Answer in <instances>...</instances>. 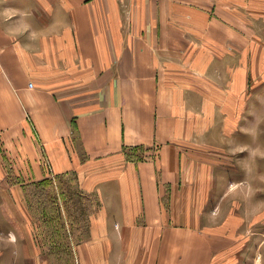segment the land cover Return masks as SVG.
I'll list each match as a JSON object with an SVG mask.
<instances>
[{"label": "crops", "instance_id": "0c3cea01", "mask_svg": "<svg viewBox=\"0 0 264 264\" xmlns=\"http://www.w3.org/2000/svg\"><path fill=\"white\" fill-rule=\"evenodd\" d=\"M37 136L94 203L79 264H232L197 211L264 146V0H0V264H51Z\"/></svg>", "mask_w": 264, "mask_h": 264}, {"label": "rangeland", "instance_id": "374dc122", "mask_svg": "<svg viewBox=\"0 0 264 264\" xmlns=\"http://www.w3.org/2000/svg\"><path fill=\"white\" fill-rule=\"evenodd\" d=\"M255 125L258 126L257 123ZM262 134L261 129L256 130V137ZM36 140L37 147L43 154L42 167L49 172V177L53 181L51 184L37 182L33 185L29 196L30 200L39 202V206L43 207V210L42 207L36 208L40 218L38 243L43 248V254L50 256L51 264H79L72 250V242H74L72 238L75 237L76 232L77 236H82L79 231L84 235L88 232L89 228L83 223V215L88 210L84 204L90 205V202L84 197L87 195L82 194L81 191L77 192L78 181L74 176L59 178L55 174L44 145L38 136ZM243 148L245 147L238 148L237 153L233 154L231 170L227 168L223 170L225 173L220 178L221 182H218V168H216V184L224 192L210 195L208 212L204 214L201 210L197 212L200 215V223H203L204 218L201 217L205 215L206 223L215 225L218 223V226H215L218 231L230 237L236 247L232 264H264V146L255 145L249 154H244ZM230 172L232 173L228 174ZM190 195L194 198L196 206L203 197L206 199V195ZM47 201H56V209L44 210V207L50 205L46 203ZM164 202L167 204V199H164ZM58 203L59 205L62 203V208L58 209ZM39 260L42 264L48 262V259L42 257Z\"/></svg>", "mask_w": 264, "mask_h": 264}, {"label": "trees", "instance_id": "16d2710c", "mask_svg": "<svg viewBox=\"0 0 264 264\" xmlns=\"http://www.w3.org/2000/svg\"><path fill=\"white\" fill-rule=\"evenodd\" d=\"M58 177H59V176H58ZM74 178H76V177H74ZM51 183H53V181H52L50 178H46V179H43V180L39 181L38 184H51ZM78 191H80V190L78 189V186H77V192H78ZM63 195H64V194H63ZM60 197H61V191H60ZM84 197H86L85 199H86L87 201L90 202V205H87V203L84 204V206H86V208H87L89 211L87 210L86 214L83 215V218H84L83 223H84V226H85V227H89V217H90V214L92 213V211H93V209H94V203H93V200H92L90 197H88V196H84ZM82 199H83V198H81V200H82ZM85 199H83V200H85ZM55 202H56V201H47L46 203H47V204H50V205L44 207V208H45L44 210L48 211V210H51V209H56V208H55V206H56ZM73 205L75 206V203H74ZM87 206H88V207H87ZM60 207L62 208V203H60V205H59V203H58V209H59ZM80 225H82V224H80Z\"/></svg>", "mask_w": 264, "mask_h": 264}]
</instances>
